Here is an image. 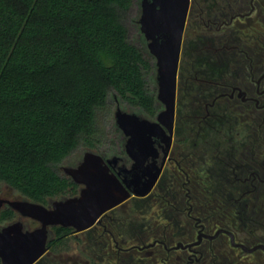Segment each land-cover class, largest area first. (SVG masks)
<instances>
[{
	"label": "flooded vegetation",
	"instance_id": "obj_1",
	"mask_svg": "<svg viewBox=\"0 0 264 264\" xmlns=\"http://www.w3.org/2000/svg\"><path fill=\"white\" fill-rule=\"evenodd\" d=\"M254 3L229 0L209 14L191 0L172 129L164 127L153 138L137 168L124 133L116 153L98 154L129 197L85 231L49 228L46 252L34 264H57L50 249L62 237L71 244L85 240L86 264H264V44L238 37L256 14ZM196 7L201 11L194 17ZM190 31L195 39H187ZM196 64L200 71L192 74ZM157 173L146 196L130 191L131 185L143 192ZM78 186L79 193L68 198L80 194ZM0 200V212L10 209L33 220L14 210L12 200ZM16 223L24 232L38 229L23 221L5 227Z\"/></svg>",
	"mask_w": 264,
	"mask_h": 264
},
{
	"label": "trees",
	"instance_id": "obj_2",
	"mask_svg": "<svg viewBox=\"0 0 264 264\" xmlns=\"http://www.w3.org/2000/svg\"><path fill=\"white\" fill-rule=\"evenodd\" d=\"M197 1L210 14L229 0ZM132 4L0 0V184L43 205L75 196L66 190L73 183L56 168L82 145L97 148L100 112L111 95L153 113L151 62L129 43L124 25ZM254 4V21L238 37L264 44V0ZM200 11L196 7L194 17ZM186 67L184 58L181 71ZM190 69L200 71L198 64Z\"/></svg>",
	"mask_w": 264,
	"mask_h": 264
},
{
	"label": "water",
	"instance_id": "obj_3",
	"mask_svg": "<svg viewBox=\"0 0 264 264\" xmlns=\"http://www.w3.org/2000/svg\"><path fill=\"white\" fill-rule=\"evenodd\" d=\"M190 2L141 0L139 24L148 42L149 53L156 60L157 100L164 110L157 121L120 108L117 110L116 124L127 137L129 155L136 162L135 168L150 154L153 138L164 127H173L179 64ZM65 172L76 184L83 186L78 196L54 201L49 208L29 200L9 203L22 216L38 221L41 227L24 232L22 224L16 223L0 230V258L3 264H34L46 252L49 228L61 226L74 228L77 232L85 231L95 225L106 211L117 207L130 195L98 154L86 153L79 167L66 168ZM157 176L158 173L143 192L131 185L128 187L136 196L144 197ZM139 180L140 176L133 175V182L139 183ZM3 203L0 200V207Z\"/></svg>",
	"mask_w": 264,
	"mask_h": 264
},
{
	"label": "rangeland",
	"instance_id": "obj_4",
	"mask_svg": "<svg viewBox=\"0 0 264 264\" xmlns=\"http://www.w3.org/2000/svg\"><path fill=\"white\" fill-rule=\"evenodd\" d=\"M141 15V0H133L131 9L124 15V25L127 29L129 43L132 46L140 49L145 57L148 58L151 62L152 71L148 77V88L150 94L154 96L155 99L153 113L150 114L141 107L132 106L124 102L118 96H116V94L111 95L108 101V107L100 112L98 125L99 139L96 142L97 148L90 149L87 146L82 145L78 147V149L75 150L70 156L65 158L62 163H60L56 168V171L60 176L73 183L72 187L66 188V190H73V193H75V195L79 193L80 187L76 185L73 182V179L66 174L65 169L77 168V166L83 161L85 154L88 152L95 154H101L102 152L111 156L112 154H114V152L116 153V151H118V142H123V132L118 128L115 118L118 108H120L124 112L135 113L142 118L153 121L156 119L157 113L164 109L157 101L158 88L156 82V60L150 55L148 50V42L141 32L139 24ZM196 34L197 33H193L192 31H190L187 39L193 38V36L195 39ZM187 75L188 73L185 70H183L182 72L180 71V77H182L183 79ZM0 198L9 199L12 201L29 200L19 191L6 184H0ZM61 199V196L49 199L44 205L49 206L51 202L59 201ZM16 221H23L24 224H26L27 228L30 230L40 227V224L38 222L30 219H22L18 214L12 212L10 209H3L0 212V229ZM77 241H80L79 244H77L76 242H74V244L68 243L66 245L64 243L62 245L55 244L50 249V254L54 258L53 260H56L57 264H86L85 240Z\"/></svg>",
	"mask_w": 264,
	"mask_h": 264
},
{
	"label": "clouds",
	"instance_id": "obj_5",
	"mask_svg": "<svg viewBox=\"0 0 264 264\" xmlns=\"http://www.w3.org/2000/svg\"><path fill=\"white\" fill-rule=\"evenodd\" d=\"M209 166H211V162H209ZM200 175H201V176H203V175H204V173H203V172H201V173H200Z\"/></svg>",
	"mask_w": 264,
	"mask_h": 264
}]
</instances>
